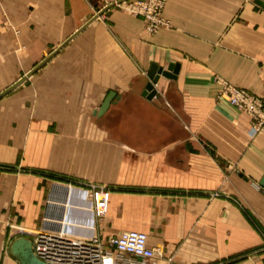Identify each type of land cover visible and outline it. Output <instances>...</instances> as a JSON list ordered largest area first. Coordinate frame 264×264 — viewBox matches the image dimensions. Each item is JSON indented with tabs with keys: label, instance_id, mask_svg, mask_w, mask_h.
<instances>
[{
	"label": "crops",
	"instance_id": "crops-1",
	"mask_svg": "<svg viewBox=\"0 0 264 264\" xmlns=\"http://www.w3.org/2000/svg\"><path fill=\"white\" fill-rule=\"evenodd\" d=\"M119 1L0 0V93L54 55L0 100V264H20L13 242L68 180L73 238L137 231L155 264H264V131L217 99L222 83L264 96V8L165 0L150 34L125 5L94 20ZM152 66L179 70L148 99ZM81 184L111 190L106 218Z\"/></svg>",
	"mask_w": 264,
	"mask_h": 264
},
{
	"label": "built area",
	"instance_id": "built-area-1",
	"mask_svg": "<svg viewBox=\"0 0 264 264\" xmlns=\"http://www.w3.org/2000/svg\"><path fill=\"white\" fill-rule=\"evenodd\" d=\"M131 7L132 13L146 16L147 31L152 32L163 24L160 16H157L164 7L162 0L144 2L138 0ZM217 99L226 100L245 113L250 118L254 134L264 131V96L257 97L244 89L226 84ZM73 183L75 182L69 181L62 188L59 185L54 186L58 189H54L53 197L47 201L48 213L43 218L41 228L24 231L31 238L33 253L38 260L45 264H119V260L127 256L141 260L142 264H152L158 258L160 253L149 245L148 236L142 232H122L119 236L108 238L107 241H103L99 236L91 240L69 236L65 232V217ZM81 185L88 191L96 220L106 218L111 190L92 184ZM61 194L63 196L60 200L57 196ZM57 209H60L61 214L55 217Z\"/></svg>",
	"mask_w": 264,
	"mask_h": 264
},
{
	"label": "water",
	"instance_id": "water-1",
	"mask_svg": "<svg viewBox=\"0 0 264 264\" xmlns=\"http://www.w3.org/2000/svg\"><path fill=\"white\" fill-rule=\"evenodd\" d=\"M129 1L131 0H120L115 4H111L105 7L97 14V16L94 17V20L102 16L105 12L115 7L116 5H122ZM139 1L144 2L145 0H139ZM255 4L258 5L259 7L264 8V0H255ZM53 56H51L50 58L46 59L41 64H39L25 77L20 79L16 84L12 85L10 88L0 93V100L6 97L7 95H9L10 93H12L13 91H15L23 83H25L30 77H32L36 72H38L41 68H43L45 64H47ZM178 70H179V66H170L168 71H164L163 69H158L157 66H152L150 72L151 83L147 86L146 94H145L148 97V99H152L156 95L154 91V85L158 84V82L162 77L174 79L178 74ZM114 98H115V94L110 93L109 96L104 101L103 105L101 106L100 110L96 112V115L101 116L102 114H104L106 110L109 108ZM11 254L20 262V264H45L36 258V256L33 253L32 242L24 237L19 238L13 242L11 246ZM173 264H177V263H173Z\"/></svg>",
	"mask_w": 264,
	"mask_h": 264
},
{
	"label": "rangeland",
	"instance_id": "rangeland-1",
	"mask_svg": "<svg viewBox=\"0 0 264 264\" xmlns=\"http://www.w3.org/2000/svg\"><path fill=\"white\" fill-rule=\"evenodd\" d=\"M138 0H131V1H129V2H127V3H124V4H122V5H125V6H127L126 8H128V11L129 12H131L130 10H132V7L131 6H134V4L137 2ZM163 1V3H164V7H165V0H162ZM164 7H163V9H162V11H160L159 12V14H157V16H160V19L162 20V14H163V11H164ZM132 13V12H131ZM133 15H136L137 17H141V18H143L144 19V21L146 22V29L148 28V23H147V20H146V16L144 15V14H134V13H132ZM161 20H159V21H161ZM163 23V22H162ZM158 28H160V27H158ZM157 28V29H158ZM157 29H154L152 32H149L150 34H154V33H156V31H157ZM226 85V83H222V90H223V88H224V86ZM229 85V84H228ZM221 90V91H222ZM220 91V92H221ZM220 94V93H219ZM218 98V97H217ZM43 176L44 177H47L48 179H50V180H54V181H57L56 179H59L58 181H60V180H63V181H67V180H64V179H61V178H55L54 176H51V175H49V174H43ZM69 181H71V180H68L67 182H64V184L66 185V184H68V182ZM73 182V181H72ZM152 264H155V262H153Z\"/></svg>",
	"mask_w": 264,
	"mask_h": 264
}]
</instances>
